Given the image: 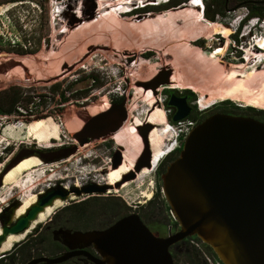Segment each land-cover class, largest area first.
I'll return each instance as SVG.
<instances>
[{
	"label": "rangeland",
	"instance_id": "374dc122",
	"mask_svg": "<svg viewBox=\"0 0 264 264\" xmlns=\"http://www.w3.org/2000/svg\"><path fill=\"white\" fill-rule=\"evenodd\" d=\"M7 1L10 0H0V4ZM157 1L158 0H97V5L99 10L105 4L106 6L117 5V9L123 12L121 18H131L136 23H138V21H136L138 17L147 18L162 15L163 17L168 16L167 19H171V15H167V12L161 14H135L133 16H127L126 7H123L127 6L130 8L133 6L134 11L145 6L163 4H156ZM190 1L191 0H188L181 9H186L185 6L190 3ZM26 3L33 4L32 8L40 3L45 4L49 12L50 43L49 46H44L42 51L36 56L19 57L4 53L0 54V90L16 84L27 85L36 81H46L49 79L72 80L79 76V72H90L95 70L101 72V75L106 80V86L102 90L94 92L93 96L96 99L93 103L86 107H77L76 105L70 104L57 119L26 123L21 119L7 117L1 122L0 141H10L12 148H16L22 144L29 146L35 142L42 147H51L53 145L67 146L69 144L76 146L79 142L73 135L79 132L88 121L110 114L114 109V105L111 104L110 94L118 87H121L124 91L128 92L127 94L129 96L127 95L126 98L128 99L129 97V113L131 116L135 117V122L127 123L124 129L118 133L116 139H118L121 134H124L127 140L133 143V149H137L136 153L133 151L135 156L142 147L139 137L134 135L137 121L141 123L151 105L155 103L153 93L151 91L146 92L142 88L137 87L136 84L139 81L148 80L156 76L163 69H168L173 72L171 84L179 88H191V91L197 97V102H201L205 107H209L222 100H231L241 107L248 106L254 109H264V68L259 70V68L264 67V65H262V63H264V52H251V49H255V41L257 42L258 38L264 37V20L257 21V26L255 28L252 27L251 24L255 23L256 19L249 20L241 29L238 36L240 43H236L231 39L240 21L246 18L248 11L245 8L226 13V17L222 20V24H213L203 17L202 14L199 15L198 12L193 9L197 14L196 19L194 13L188 11L189 13L182 22L189 27L192 34H196L192 36L194 40L199 39L203 41L205 45L211 46L212 49H204L203 46L195 47L192 45L193 43H189V41L185 39L183 41L182 36H177L175 39L174 37H164L163 39L157 40L156 43L152 45L162 48L167 43L171 42L168 50L153 51V56L149 58H144L142 52L131 53L125 51L116 53L103 50L100 46H90L84 51L83 57L78 60L79 52L76 48L81 32L73 34V31L79 26L75 28L69 27L63 14L56 17L55 12L58 6V9L62 11L61 13L64 12L67 16L72 14L80 16L83 8L82 1L26 0ZM203 4L206 6L204 2ZM13 6L15 5L9 4L0 6V35L5 38L14 39L16 32L13 30L6 13ZM69 6L71 7L70 10L68 9ZM107 11H112V9H105V16H107ZM183 14L186 15V13ZM146 15L147 17H145ZM90 23L85 24L89 26ZM26 25L28 24L26 23ZM161 25L162 24L159 25V29H161ZM226 29H228V32L225 36L217 34V32L225 31ZM112 33V30L107 29L105 31L95 32L94 34L109 38L112 36ZM136 37H140L141 40L148 37L146 41L148 43L150 41V36L147 33H137ZM73 48L74 51H72ZM182 48L193 49L199 55L195 56V54L191 52H175V50ZM219 48L224 49L223 56L221 57L213 55V51ZM134 49L143 51L146 48L143 46L134 47ZM206 51L209 52L206 53ZM121 54L125 57L134 55V61L128 59L121 61ZM64 56H69L70 62H74L75 60L78 61L68 64L67 61L64 60ZM60 59L61 63H58L59 65L56 64ZM63 64H67L72 68L63 71ZM201 77L203 78L202 81L198 82V80H195ZM42 86L41 84H36L38 90H41ZM84 86L86 85L81 84L77 88H82ZM159 100L161 102L159 104L164 103L165 96L160 95ZM197 107L199 108L198 104ZM93 108L100 110L99 115L95 117L90 115L83 117L74 130L69 126L71 120L67 122L65 119V115L73 110H81V112L88 113L87 111ZM159 115H163V120L165 122V111H163L161 107H158L155 113L151 115L150 120L155 123ZM34 124L35 132L32 133L31 126ZM161 124L165 126L166 123ZM42 125H44V127L37 130L38 126ZM43 131L45 132L42 136H39ZM164 132L170 134V128L165 126L164 131L158 132L154 136L155 140H153L152 143H154L155 154L158 152L162 140L167 137V135H164ZM45 136L47 137L43 139ZM130 136H133V138ZM135 142L136 144H134ZM129 151L126 153L127 157L130 153ZM79 156L80 155H73L62 162L40 165L39 167L36 166L30 170H24L18 173L14 180L4 183V186L1 188L0 211H4L12 200H9L11 197L21 202V207L18 209L21 211L24 208L23 206L26 207L29 202H33L31 200H33L34 196H38V192L42 188V185L49 182L48 179L55 181L56 179L60 180L66 177V175L71 177L73 174H76L77 159ZM156 164L157 162L155 165ZM128 168V166L124 167L122 172H125ZM148 173L149 170H144V173L139 176L135 183H130L126 187L124 194L128 201L131 202L138 195L142 196V194L139 193L140 191H144L145 194L143 184L149 175ZM151 186L152 185L149 186L150 191L152 190ZM150 191L146 193V197H140V200H146L150 195ZM12 204L15 205L16 201H13ZM18 210L16 213L17 217L19 214ZM45 214L46 211L41 213L38 220L40 218L46 220L47 217H45ZM4 219L5 218H3V220ZM1 230L2 222L0 220V231ZM185 247L186 244L179 245L178 252H182ZM1 254L3 253L0 252V255ZM179 264H185V261L181 260Z\"/></svg>",
	"mask_w": 264,
	"mask_h": 264
},
{
	"label": "water",
	"instance_id": "95a60500",
	"mask_svg": "<svg viewBox=\"0 0 264 264\" xmlns=\"http://www.w3.org/2000/svg\"><path fill=\"white\" fill-rule=\"evenodd\" d=\"M81 1L80 16H67L63 12L57 17L63 14L68 26L74 28L94 21L99 14L97 0ZM164 70L148 82H138L137 87L155 94L156 89L170 85L173 72ZM163 74V79L159 80ZM124 105L122 102L116 107L118 120L104 131V135L122 128L127 119ZM170 105H174L173 100ZM187 114L188 109L180 107L175 121L185 119ZM110 119L102 122L108 123ZM95 125L86 123L73 137L84 145L95 138L92 135ZM137 132L146 147L148 132H141L140 127ZM76 152L75 145L41 156L21 151L0 173V189L5 177L27 159L36 158L48 165L65 161ZM106 192L107 187H98L84 194ZM162 194L180 230L168 238H156L138 215H132L104 234L109 242L113 241L104 246L109 250L110 261L115 264H175L170 247L197 237L213 250L222 264H264V123L251 117L227 114L205 119L191 130L179 157L162 175ZM71 195L81 194L65 189L49 190L18 217L16 213L21 204L6 207L0 214V250L10 236L27 235L41 213L54 207L56 201L67 202Z\"/></svg>",
	"mask_w": 264,
	"mask_h": 264
},
{
	"label": "flooded vegetation",
	"instance_id": "af4514ba",
	"mask_svg": "<svg viewBox=\"0 0 264 264\" xmlns=\"http://www.w3.org/2000/svg\"><path fill=\"white\" fill-rule=\"evenodd\" d=\"M263 6L264 0H227L224 9L226 13H231L240 8H245L248 11L253 9V12L257 13L260 11V7L262 8ZM258 18L259 20H264V17ZM197 41L200 40L196 39L190 41V43ZM199 46H203L204 49H212L211 46L205 45L203 41L199 42ZM147 52H153V50H148ZM208 52L209 51H206V53ZM154 77L139 82H148ZM163 77L164 74L159 80L163 79ZM155 92L156 93L153 94L155 103L151 105L142 122L140 123L137 121L134 135L138 136L137 127H140L141 132H148V142L145 147L141 137L138 136L142 147L135 156L134 154L137 149H133V143L129 142L124 134H121L118 139H116L118 133L124 129L127 123L135 122V117L131 116L129 113V97L127 99L126 96L110 94L111 104L114 105L113 111L107 116L88 121L96 123L94 126L95 131L92 134L95 138H90L84 145L80 143L76 144L77 152L75 156L80 155L77 159L76 174H73L71 177L66 175V177L60 180L56 179L55 181L51 179L47 184L42 185L37 198L53 189H65L80 193L81 195H71L67 202L62 203L40 224L41 227L37 231H35V229L32 230L30 232L31 234H27L24 240L15 244V248L21 252V255H24L23 258L3 259V253L0 255V264H32L35 261V264H115L109 259V250L104 248L105 245L107 246L109 243L112 244L113 241L111 240V242H109V240L104 237V234L117 223L132 215H138L144 225H146L156 238H168L180 230L179 226H174L172 217L161 215L156 207L164 198V196L163 198L159 196L162 175L169 165L179 157L185 140L183 141L182 138H179V148H176L173 153L164 159H162V155V160L157 161V164L154 165L152 159L155 156V147L152 142L155 139L151 140V135L156 130L164 129L165 126L174 127L177 126L179 122L193 117L197 126L205 119L215 114H222L218 106L224 100L212 104L207 107L206 110H200L197 107V97L193 94L191 88H179L176 85L170 84L168 86H161L156 89ZM160 95L165 96L164 103L162 104H159L161 103L159 100ZM117 98H123L122 102H125L124 107L127 113V119L119 131L104 135V131L112 127L118 120V115L115 110L122 102L115 101ZM172 100L174 105H170ZM158 107H161L163 111H165L166 124L164 127L157 126L151 123L150 120L151 115L155 113ZM180 107L183 110L188 109L187 117L181 121H175ZM246 107L248 106H245V108ZM257 110L264 111L262 108ZM244 115H249V117L253 115L252 117H254V119L264 123V113H248ZM110 116H112L111 119ZM105 119H110V121H108V123H103L102 121ZM100 122L102 123L98 124ZM43 127L44 125L38 126L37 130ZM44 132L45 131L40 133L39 136H42ZM98 136L101 137L98 138ZM133 136L130 137L133 138ZM172 139L173 137L169 136L162 140L160 152L171 145ZM136 142L134 144H136ZM68 146L72 145L42 147L36 142L29 146L22 144L21 146L13 148L11 153H9L10 161L24 150L28 151L32 156H41L42 154H47L51 151ZM128 151L134 156V159L131 161L127 160L126 153ZM133 151L135 153H133ZM126 166L129 167L128 170L122 172V169ZM141 167L143 168L138 172L137 170ZM146 169L149 170V175L143 184L145 194L144 191H140L139 193L142 194V196L138 195L131 202L128 201L124 194L126 187L130 183H135ZM116 171L122 172L121 178L111 184L109 176ZM150 185H152L151 191L149 188ZM98 187H107V192L104 194H84L88 189ZM149 191V197L146 200H140V197H146V193ZM13 201H16V204H21L16 198H13L7 207L12 206ZM193 239L194 237L187 238L181 243L172 245L170 247V253L173 258L178 252L179 245L188 244ZM31 248L32 252L29 253ZM42 259L59 261H57V263H47Z\"/></svg>",
	"mask_w": 264,
	"mask_h": 264
},
{
	"label": "trees",
	"instance_id": "16d2710c",
	"mask_svg": "<svg viewBox=\"0 0 264 264\" xmlns=\"http://www.w3.org/2000/svg\"><path fill=\"white\" fill-rule=\"evenodd\" d=\"M187 1L188 0H169L167 2V0H158L156 4H163L142 7L128 13L127 16H133L135 14H161L168 11H175L181 9ZM203 2L206 5L204 17L212 23L222 24V20L226 17L224 6L226 5L227 0H203ZM9 4L15 5L6 13L13 30L16 32V36L13 39L5 38L0 35V54L4 53L19 57L38 55L42 51L43 47L49 46L50 43L49 12L47 11L45 4L40 3L32 8L33 4H27L26 0H10L0 4V6ZM123 7H126V10L129 8L127 6ZM113 8H115L116 11L111 13V15L120 19L123 12H121L120 9H117V5L106 6V4L99 10L98 18L100 16L105 17V9ZM253 11V9L248 11L246 18L239 23L235 33L231 36V39L234 42L240 43L238 36L246 22L251 19L259 20L258 17H264V6L262 8L260 7V11L257 13H254ZM177 20L178 19H171V21L167 22L164 26H175V24L184 25L183 22L180 20H178V22ZM26 23L28 25H26ZM185 27L187 29L189 28L188 26ZM188 30L191 37L196 35L192 34L190 29ZM200 41L194 42L192 45L200 47ZM153 53L154 52H147L143 54V57H152ZM70 68L72 67H69L67 64L62 65L63 71ZM79 73V76L72 80L49 79L46 81H36L27 85L16 84L0 90V115L9 118L21 119L26 123H32L35 121L57 119L63 114L66 107L70 104L76 105L77 107H86L90 105L96 99L93 96L94 92L102 90L106 86V80L101 75V72L97 70L90 72L82 71ZM36 84L43 85L41 90L36 88ZM81 84H85L86 86L77 88ZM115 101L122 102L123 98H117ZM218 108L222 114L235 116H245L244 114L248 113H264V111L254 109L252 107H241L239 104H236L231 100H224L219 104ZM246 116L249 117V115ZM252 116L253 115H250V117ZM162 118L163 116L156 121L159 126H161L163 121ZM190 119L195 120L194 117ZM164 135H167V137L170 136V134L166 132H164ZM152 144L154 145V143ZM161 144L162 143H160V146ZM160 146L158 152L155 154V157L163 155L160 153ZM12 149V147L8 148L7 153H11ZM159 196L163 198L162 185H160ZM156 209L159 213H161V215L171 217L170 208L164 198L157 205ZM172 221L174 226H179L173 219ZM40 227L41 225H38L35 231H37ZM192 241L201 242L197 237H194ZM15 247L16 246H14L9 252L4 253L2 256L3 259L23 258L24 255H21V252ZM203 247L211 257L217 259V256L210 247L206 245H203ZM31 252L32 248L29 253ZM174 259L175 264H179L181 260H184L185 264H208L203 256V253L195 246L191 245L190 242L186 244V247L182 252H177L175 254Z\"/></svg>",
	"mask_w": 264,
	"mask_h": 264
},
{
	"label": "crops",
	"instance_id": "0c3cea01",
	"mask_svg": "<svg viewBox=\"0 0 264 264\" xmlns=\"http://www.w3.org/2000/svg\"><path fill=\"white\" fill-rule=\"evenodd\" d=\"M188 11H192L195 15V18L197 19V14L192 9L168 11L167 15H171L170 18L173 20L178 19L182 22L185 20V17L189 13ZM183 13H186V15H184ZM167 17L168 16L163 17L162 15H156L154 17L144 18L142 21L136 23L131 18L119 19L111 14H108L105 17H97L95 19L96 22L90 23L89 26H86L87 24L84 23L73 31V34L81 32L76 48V50L79 52V56L77 59H81L85 53L84 51L87 50V48H89L90 46H100L101 48H103V50H108L116 53H122L125 51L136 53L142 51L139 49L135 50L134 47L136 48L144 46V48H146L144 50L153 51L168 50L171 42L167 43L162 48L152 45L153 43L155 44L157 40L163 39L164 37H174L175 39L177 36H182L183 41L184 39L189 41V43L190 41H194V38L189 35V28L187 29L185 27L187 25L185 24V26L182 24H175V26L170 25L169 27H165L164 25L167 22L171 21V19H167ZM160 24H162L161 29H159ZM107 29L113 31L112 36L109 38L94 34L95 32H101ZM137 33H147L150 36L149 43L151 44L146 41L148 37H145L142 40L140 39V37H136ZM72 51H74V48ZM69 59V56H66L64 58V60L67 61L68 64L76 63L78 61L75 60L74 62H70ZM58 63H61V59L56 64Z\"/></svg>",
	"mask_w": 264,
	"mask_h": 264
},
{
	"label": "bare ground",
	"instance_id": "6f19581e",
	"mask_svg": "<svg viewBox=\"0 0 264 264\" xmlns=\"http://www.w3.org/2000/svg\"><path fill=\"white\" fill-rule=\"evenodd\" d=\"M185 7H186V9H192V10L194 9L195 11L198 12L199 15L201 14V5L198 2L188 3ZM114 11H116L115 8H113L112 11H107V15L113 13ZM143 19L144 18L138 17V18H136V21L140 22ZM213 24H215V23H213ZM227 32H228V29H226L225 31H219V32H217V34L222 35V36H225L227 34ZM254 47H255V49L254 50L251 49V52H255V53H259L261 51L264 52V37H262L260 39L258 38L257 42H255V44H254ZM147 51L148 50H143L142 51V55L145 54V53H147ZM223 51H224V49H221V48L216 49V50L213 51L214 52L213 55H216L218 57H221V56H223V53H224ZM175 52H178V53L191 52V53L195 54V56H198L199 55L195 50L189 49V48L177 49V50H175ZM133 58H134V55H129V56L125 57L123 54H121V61H123L125 59L133 60L134 61ZM262 65H264V63H262ZM195 80H198V82H199V81H202L203 78L201 77V78H197ZM215 80H218V79H215ZM191 82H193V81H191ZM87 112L89 114L86 113V112H81V110H73V111L69 112V114H66L65 115V119H66L67 122H69L71 120L70 123H69V126L74 130L77 127V125L79 124V122L82 120L83 117H87V115L94 116V117L95 116H98L99 113H100V110L97 109V108H93V109L88 110ZM162 116L163 115L157 116V120H159ZM151 123L156 124L158 126V124L156 122L154 123V122L151 121ZM162 123L165 124L164 120L162 121ZM161 126H163V125L161 124ZM31 127H32L31 128V132L34 133L35 132V124L32 125ZM162 131H164V129L163 130H156V131H154L153 134L151 135V140L152 139H155L154 136L158 132H162ZM137 134H138V132H137ZM138 136H139V134H138ZM44 138H46V137H43V139ZM161 157H162V155L155 157V160H154V163L153 164L155 165V163L157 161L161 160ZM132 159H134V158H133L132 154L129 153L128 154V157H127V160L128 161H131ZM40 165L41 166L43 165L42 162L40 160L36 159V158H30V159H27V160L23 161L21 164H19L14 170H12L5 177V183L6 182H11L12 180H14L15 177H16V175H18V173H20L21 171L30 170L33 167H36V166L39 167ZM121 174H122V172H117V171L115 173L114 172L111 173V175L109 176V181L111 182V184L114 183V182H116L117 180H119L121 178ZM30 182H31V180H30ZM36 198L37 197L34 196L33 200H31L33 202H29L27 204L28 206H26V207L23 206L24 208L21 211L18 210L19 211L18 216L23 215L25 213V211L31 205H33L35 203ZM61 204H62L61 201H56L54 207H48L46 209L45 217H49L53 213V211H55ZM44 221H45V219H41V218L38 221H36V223L33 224V229H31L30 231H28L27 234H29L32 230L36 229V227L38 225H40L41 223H43ZM0 233H1V231H0ZM26 236L27 235L10 236L7 239V241L4 243V245H3L2 249L0 250V252L1 253L9 252L10 250L13 249V247L15 246V244H17V243L21 242L22 240H24V238Z\"/></svg>",
	"mask_w": 264,
	"mask_h": 264
},
{
	"label": "built area",
	"instance_id": "2783aa9c",
	"mask_svg": "<svg viewBox=\"0 0 264 264\" xmlns=\"http://www.w3.org/2000/svg\"><path fill=\"white\" fill-rule=\"evenodd\" d=\"M194 2H198L201 5V14L204 17L205 6L203 4V0H191L190 1V3H194ZM133 9H134V7L131 6L130 8L127 9L126 13H131L133 11ZM61 12L62 11H60L58 9V6H57L55 16L57 17L58 14H60ZM257 21H258V19H256L255 23L251 24V26H255ZM111 93L119 95V96H127L128 95L127 92H125L121 87H118L116 90L112 91ZM198 105H199L200 110H206L207 109V107L203 106L201 102H198ZM6 118L7 117L0 115V127H2L1 122L4 121V119H6ZM195 127H196V121L192 120V119L181 121L177 124V126L169 127L170 132H173V135H172L173 139H172L171 145L167 149L160 152L163 154L162 159H164L165 157H167L168 155L173 153L176 148H179V146H180L179 145V143H180L179 138H182L184 141L186 139V137L188 136V134L191 132V130ZM10 147H12L10 141H7V140L0 141V173L5 168L7 163L10 162V155L7 153V149ZM152 160H153L152 163H154L155 156L153 157ZM48 181H50V179H48ZM11 199H13V197H11L9 200H11ZM190 243H191V245L195 246L197 249H199L203 253V256L205 257L208 264H222L218 259L211 257L205 251V249L203 247L204 244L202 242L191 241Z\"/></svg>",
	"mask_w": 264,
	"mask_h": 264
},
{
	"label": "clouds",
	"instance_id": "9594fccd",
	"mask_svg": "<svg viewBox=\"0 0 264 264\" xmlns=\"http://www.w3.org/2000/svg\"><path fill=\"white\" fill-rule=\"evenodd\" d=\"M168 1H169V0H168ZM168 1H167V2H168ZM243 20H244V19H243ZM243 20H241V21H243ZM241 21H240V22H241ZM258 21H259V20H258ZM256 26H257V25H255V26H252V27H254V28H255ZM172 135H173V132H170V136H172Z\"/></svg>",
	"mask_w": 264,
	"mask_h": 264
}]
</instances>
